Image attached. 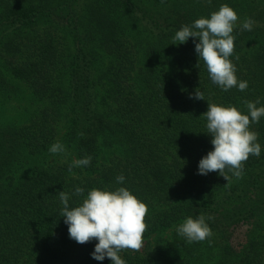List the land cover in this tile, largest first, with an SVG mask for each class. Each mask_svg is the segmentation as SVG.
I'll list each match as a JSON object with an SVG mask.
<instances>
[{"label":"trees","instance_id":"trees-1","mask_svg":"<svg viewBox=\"0 0 264 264\" xmlns=\"http://www.w3.org/2000/svg\"><path fill=\"white\" fill-rule=\"evenodd\" d=\"M224 4L238 15L229 59L244 91L210 80L194 38L173 44ZM197 88L205 100L190 98ZM24 89L29 106L5 112ZM258 99L264 0H0V264H112L92 258L98 241L70 238L58 193L73 208L94 188L120 187L148 208L143 247L123 251L126 264H264V116L250 126L261 153L242 178L198 174L213 150L208 103L248 114L243 101ZM56 142L64 152H49ZM201 214L214 217L212 236L189 244L176 229Z\"/></svg>","mask_w":264,"mask_h":264},{"label":"clouds","instance_id":"clouds-1","mask_svg":"<svg viewBox=\"0 0 264 264\" xmlns=\"http://www.w3.org/2000/svg\"><path fill=\"white\" fill-rule=\"evenodd\" d=\"M165 0H161L164 3ZM238 20L237 13L227 4L221 5L218 11L211 13L210 18L196 19L190 25H183L175 32L173 44L186 43L194 38L195 52L199 61H203L210 80L223 91L236 87L240 91L247 89L246 81H239L236 67L229 59L234 53L235 37L232 35ZM255 21L245 18L242 28L251 31ZM239 59V57H237ZM199 67V63L196 65ZM196 100H205L204 94L197 88L194 93ZM248 114H242L234 106H221L208 103L207 111L201 115L207 121L206 129L211 137L213 150L199 161L198 174L207 175L218 172L226 181L230 179L228 172L236 178H242L244 163L250 156L259 157L261 146L257 143L258 133L250 130L252 123H259L264 116V106L257 107L255 102L243 101ZM80 135H83L82 133ZM65 147L56 142L49 148L52 154L62 153ZM91 156L74 160L69 166H88ZM125 177L116 178L123 183ZM75 195L83 196L84 189L77 187ZM63 204L61 216L68 226L72 240L83 245L92 240L95 245L92 258L103 261L106 257L112 264H126L121 258L123 251H140L143 247V235L147 230L145 222L148 213L147 205L141 202L128 189L120 187L114 191L90 190L79 206L69 208V195L64 191L58 193ZM214 217L201 214L197 218H186L176 229L177 233L191 244L202 242L212 236V230L206 223Z\"/></svg>","mask_w":264,"mask_h":264},{"label":"rangeland","instance_id":"rangeland-1","mask_svg":"<svg viewBox=\"0 0 264 264\" xmlns=\"http://www.w3.org/2000/svg\"><path fill=\"white\" fill-rule=\"evenodd\" d=\"M24 91L25 92L21 94V95H23V98L20 99L21 101H11L10 103H7L5 105V107H4L5 112H8L9 109L14 110V106H17V107H20V108L21 107H25V106H29V102L30 101H28V98L27 97L30 94H29V92L26 89H24ZM17 110H19V109H17ZM12 112L13 111H10L11 114H12ZM21 115H24V114L23 113L22 114H19V116H21Z\"/></svg>","mask_w":264,"mask_h":264}]
</instances>
